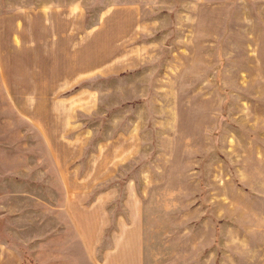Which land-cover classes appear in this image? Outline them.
<instances>
[{
  "label": "rangeland",
  "instance_id": "obj_1",
  "mask_svg": "<svg viewBox=\"0 0 264 264\" xmlns=\"http://www.w3.org/2000/svg\"><path fill=\"white\" fill-rule=\"evenodd\" d=\"M2 5L31 16L0 26V239L16 262L38 263L51 158L90 198L114 192L108 215H138L141 264H264V0ZM39 17L61 33L55 70Z\"/></svg>",
  "mask_w": 264,
  "mask_h": 264
},
{
  "label": "crops",
  "instance_id": "obj_2",
  "mask_svg": "<svg viewBox=\"0 0 264 264\" xmlns=\"http://www.w3.org/2000/svg\"><path fill=\"white\" fill-rule=\"evenodd\" d=\"M15 16L17 22L13 25L19 31L24 30V27L29 31L31 19L29 13L22 10L19 12L13 8L8 9L6 5L0 6V20H2L0 26L4 28L5 22L12 24ZM41 19L42 17L38 18V25L40 23L45 25L47 22V25L43 27L45 33L41 48L50 55L49 62L43 63V67L55 70L59 64L56 51L60 52L57 42H59L61 33L54 18H43L42 22ZM16 35H19L18 32ZM39 37L42 35L40 34ZM13 40L15 41V39ZM29 43L30 32L28 39L25 40L26 46ZM28 47L30 48V46ZM49 160L53 168V177L58 180L59 174H61L59 179L61 190L59 193L54 190L53 198L47 200L46 189H44V193L37 198V219L40 229L37 264H47L46 261L49 264H141L139 231L141 222L138 223V215L134 214V219L131 221L125 219L123 211L119 214L120 217L117 215L112 217L110 213L108 215L106 212L108 204L116 197V195H112L114 192H103L99 197L90 198L89 190H79L78 170H73L70 164L69 167L59 168L58 160H56L58 164L54 159L50 158ZM67 161L69 160L63 162ZM67 168L70 169L67 170ZM47 172L43 173L44 181ZM64 180L69 182L66 183ZM131 202H133V198ZM5 209H7V205H5ZM3 215L7 222L14 216V210L9 208ZM11 227L12 225H6L7 229ZM6 242L0 239V264H19L16 262V260L19 261V257L14 255L13 250L7 246Z\"/></svg>",
  "mask_w": 264,
  "mask_h": 264
}]
</instances>
